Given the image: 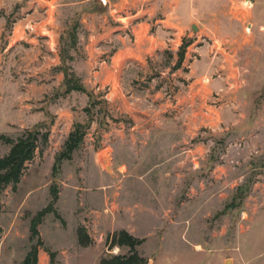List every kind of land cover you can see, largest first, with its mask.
<instances>
[{
	"label": "rangeland",
	"instance_id": "rangeland-1",
	"mask_svg": "<svg viewBox=\"0 0 264 264\" xmlns=\"http://www.w3.org/2000/svg\"><path fill=\"white\" fill-rule=\"evenodd\" d=\"M136 23L157 47L101 81L139 50ZM29 131L38 150L0 190V264L33 245L37 264H99L129 253L122 232L146 264H264V0H0V158Z\"/></svg>",
	"mask_w": 264,
	"mask_h": 264
},
{
	"label": "trees",
	"instance_id": "trees-1",
	"mask_svg": "<svg viewBox=\"0 0 264 264\" xmlns=\"http://www.w3.org/2000/svg\"><path fill=\"white\" fill-rule=\"evenodd\" d=\"M182 58L183 56L181 54L179 63L182 61ZM78 89L79 91H83V88ZM39 135V131H29L15 140L1 137V139H4L5 143L11 147L8 153L0 158V190L9 185L12 186V189H15L19 184L25 170L27 169V164L33 160L35 153L38 150ZM40 138L41 145L45 146L47 135L43 134ZM81 139L82 135L76 130L69 134L68 139L64 144L63 151L55 160L53 171H55L56 165L60 161L70 158L71 153L77 148ZM54 201H56V194H53L51 203L35 215L30 227L31 236L35 237L38 235L36 227L40 224L42 218L46 214L54 213V215H57L52 207ZM77 239L81 246H87L90 243V240L82 227L77 230ZM117 244L119 246L128 247L129 253L126 255H115L107 259H102L99 264H146L145 260L139 256L135 250L137 243L127 233L122 232L118 235ZM37 248V245H33L21 264H37Z\"/></svg>",
	"mask_w": 264,
	"mask_h": 264
},
{
	"label": "crops",
	"instance_id": "crops-1",
	"mask_svg": "<svg viewBox=\"0 0 264 264\" xmlns=\"http://www.w3.org/2000/svg\"><path fill=\"white\" fill-rule=\"evenodd\" d=\"M133 17V16H132ZM131 19L133 18H127V23H131ZM141 30H143V23L139 24L136 23L135 25L132 26L131 31L133 33V35L136 38V41H138V43L135 45L137 52L135 53L134 49L132 47H122L120 50H118L117 52H115L112 57L110 58V66H109V71L107 73V71L105 72V68L102 69V71L100 72L99 78L102 81V78L104 76H114L116 77L117 75V71L119 66H121L123 63L128 62L129 60H131V56L134 57H139L142 58L143 56H146L147 53L151 52V49L155 46L157 47V45L155 44L153 46V44H151V42L147 39L148 37H146L145 39L143 38H139L141 36ZM108 69V68H107ZM97 79V78H96ZM107 81V80H104ZM39 259H40V253H39ZM43 256L41 257V261L43 260Z\"/></svg>",
	"mask_w": 264,
	"mask_h": 264
},
{
	"label": "water",
	"instance_id": "water-1",
	"mask_svg": "<svg viewBox=\"0 0 264 264\" xmlns=\"http://www.w3.org/2000/svg\"><path fill=\"white\" fill-rule=\"evenodd\" d=\"M102 1H104V0H102ZM253 0H250V2H252ZM190 30H191V32H196L197 31V27L195 26V25H191V27H190ZM228 261V260H227ZM227 261L225 262V264H227Z\"/></svg>",
	"mask_w": 264,
	"mask_h": 264
},
{
	"label": "bare ground",
	"instance_id": "bare-ground-1",
	"mask_svg": "<svg viewBox=\"0 0 264 264\" xmlns=\"http://www.w3.org/2000/svg\"><path fill=\"white\" fill-rule=\"evenodd\" d=\"M227 264H229V260L227 261Z\"/></svg>",
	"mask_w": 264,
	"mask_h": 264
}]
</instances>
